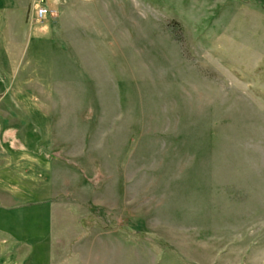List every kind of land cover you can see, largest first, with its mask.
Wrapping results in <instances>:
<instances>
[{"label": "rangeland", "instance_id": "obj_1", "mask_svg": "<svg viewBox=\"0 0 264 264\" xmlns=\"http://www.w3.org/2000/svg\"><path fill=\"white\" fill-rule=\"evenodd\" d=\"M5 1L15 259L264 264V0Z\"/></svg>", "mask_w": 264, "mask_h": 264}, {"label": "crops", "instance_id": "obj_2", "mask_svg": "<svg viewBox=\"0 0 264 264\" xmlns=\"http://www.w3.org/2000/svg\"><path fill=\"white\" fill-rule=\"evenodd\" d=\"M0 8L1 10H5L7 9V2L5 0H1L0 1ZM0 205L2 206H10L9 203L7 204H4V199L8 202V201H14L13 200V195L8 192L7 190H1V187H0ZM2 200V201H1ZM8 248L6 249V245H5V242H4V236H2L0 234V264H20V258H16L15 259V249H14V246H7ZM17 253V257L19 252H16Z\"/></svg>", "mask_w": 264, "mask_h": 264}, {"label": "built area", "instance_id": "obj_3", "mask_svg": "<svg viewBox=\"0 0 264 264\" xmlns=\"http://www.w3.org/2000/svg\"><path fill=\"white\" fill-rule=\"evenodd\" d=\"M46 12V9L44 7L38 8L37 14L38 17H41Z\"/></svg>", "mask_w": 264, "mask_h": 264}]
</instances>
